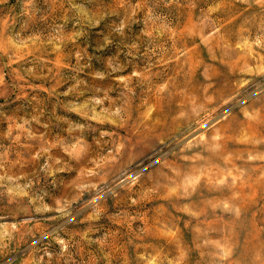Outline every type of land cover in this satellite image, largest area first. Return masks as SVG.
Here are the masks:
<instances>
[{
  "label": "rangeland",
  "instance_id": "374dc122",
  "mask_svg": "<svg viewBox=\"0 0 264 264\" xmlns=\"http://www.w3.org/2000/svg\"><path fill=\"white\" fill-rule=\"evenodd\" d=\"M0 264H264V0H0Z\"/></svg>",
  "mask_w": 264,
  "mask_h": 264
}]
</instances>
